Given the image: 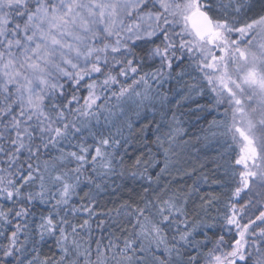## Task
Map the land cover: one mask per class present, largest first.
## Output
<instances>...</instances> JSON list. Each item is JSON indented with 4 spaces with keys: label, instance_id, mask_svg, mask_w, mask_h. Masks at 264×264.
I'll return each mask as SVG.
<instances>
[{
    "label": "snow or ice",
    "instance_id": "snow-or-ice-1",
    "mask_svg": "<svg viewBox=\"0 0 264 264\" xmlns=\"http://www.w3.org/2000/svg\"><path fill=\"white\" fill-rule=\"evenodd\" d=\"M0 264H264V0H0Z\"/></svg>",
    "mask_w": 264,
    "mask_h": 264
}]
</instances>
